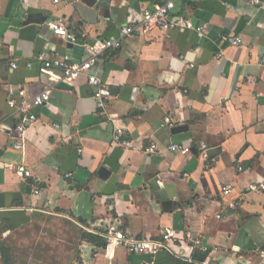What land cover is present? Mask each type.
Masks as SVG:
<instances>
[{"label":"crops","instance_id":"crops-1","mask_svg":"<svg viewBox=\"0 0 264 264\" xmlns=\"http://www.w3.org/2000/svg\"><path fill=\"white\" fill-rule=\"evenodd\" d=\"M172 1V16L205 25V37L156 31L108 50L91 72L112 94L101 108L87 76L50 80L38 55L81 63L88 45L139 25L161 1L0 0V124L23 122L7 105L19 90L52 97L33 111L23 151L14 148L19 132L0 133V264H174L165 251L109 253L91 236L104 239L111 227L154 240L177 230L171 247L182 259L199 249L217 264H264V193L227 209L250 183H264V0ZM59 19L76 42L49 29ZM225 35L243 42L228 45ZM117 128L130 147L114 142ZM174 144L192 153H174ZM21 164L31 178L19 176ZM185 232L202 245L186 243Z\"/></svg>","mask_w":264,"mask_h":264},{"label":"built area","instance_id":"built-area-1","mask_svg":"<svg viewBox=\"0 0 264 264\" xmlns=\"http://www.w3.org/2000/svg\"><path fill=\"white\" fill-rule=\"evenodd\" d=\"M59 1L60 0H54V3H59ZM160 1L161 2L159 4L145 9L142 12V21L139 25L121 26L119 28V36L117 38L88 45L87 51L89 57L81 63L70 64L55 54L49 55L46 52L40 53L38 55V60L43 63V73L48 75L50 80L54 81L61 79L72 82L81 76H87L89 84L97 87L98 89L94 96L98 106L101 108L104 107L106 101H109L112 97L111 91L104 85L101 87L100 80L91 72L95 61L102 57L108 50H119L125 40L135 39L139 35L149 37L156 31L174 32L181 31L183 29H190L196 31L199 37H205L207 32V27L205 25L195 26L192 22L185 19H175L172 16L175 9L174 1ZM47 25L55 35L61 36L72 43L76 42L77 39L67 30L63 19L49 21ZM222 42L234 47H239L243 41L240 37L225 35L222 37ZM222 56V54H219L218 58H222ZM17 67V63L13 62L12 69H17ZM28 67L30 68L31 64H28ZM58 71L61 75H57ZM51 98V91L49 89L32 97H29L25 89H21L18 91V99L11 98L8 100V107L15 113H21L24 118L23 122L17 126H12L9 123H1L0 133L10 135L11 133L17 131L21 134V138H19V141H17L14 146L17 151H23L24 149V135L26 133L27 126L32 125L37 120L33 111L36 108L45 106L51 101ZM166 123L170 124L171 119L167 118ZM124 135V129L117 128L113 133V140L116 143H121L124 146L130 147L131 142L125 139ZM156 150L157 145L153 144L146 149V153L152 154L155 153ZM170 150L181 155H188L192 153L193 149L191 146L182 147L174 144L170 146ZM199 150L200 155L204 160H211L206 144L200 143ZM239 170L242 171V167L239 168ZM17 173L24 180L32 177L31 169L22 164L17 167ZM66 177L70 178L71 175H67ZM222 192L225 196H228L233 192V188L231 186H224L222 188ZM38 193V190H36V194ZM251 193H264V183H250L244 191L239 193L235 200L228 204L227 209L233 212L236 211L246 200V197ZM218 218H220V216H218ZM180 234L181 233L177 230H166L160 239H143L137 238L134 234L128 231L111 227L103 234V238L105 240V248L111 254H114L117 249H124L130 254H156L165 251L174 257L182 259L171 247V242L177 239ZM184 240L186 243L193 244L197 247L202 245L200 240L193 239L190 232L184 233ZM259 256L264 262V249L259 251ZM183 260L193 264H217L209 259H205L203 261H194L193 259Z\"/></svg>","mask_w":264,"mask_h":264},{"label":"trees","instance_id":"trees-1","mask_svg":"<svg viewBox=\"0 0 264 264\" xmlns=\"http://www.w3.org/2000/svg\"><path fill=\"white\" fill-rule=\"evenodd\" d=\"M91 239L93 240V242L95 243H98L99 246H103L105 247V241L104 239H101V238H97L95 236H91ZM172 258V261L174 264H193V263H190L186 260H183V259H180V258H177V257H171ZM206 259V254L202 253L199 249H196L194 251V255H193V260L194 261H203Z\"/></svg>","mask_w":264,"mask_h":264},{"label":"water","instance_id":"water-1","mask_svg":"<svg viewBox=\"0 0 264 264\" xmlns=\"http://www.w3.org/2000/svg\"><path fill=\"white\" fill-rule=\"evenodd\" d=\"M185 129H187V127H186V126H182V127H177V128H175L173 131H174L175 133H178V132L183 131V130H185ZM102 172L105 173V170L103 169Z\"/></svg>","mask_w":264,"mask_h":264}]
</instances>
